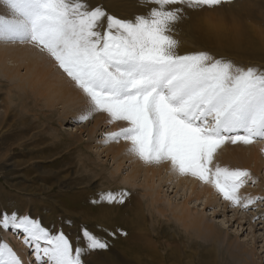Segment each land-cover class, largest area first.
Here are the masks:
<instances>
[{
	"label": "snow or ice",
	"instance_id": "6c2138e0",
	"mask_svg": "<svg viewBox=\"0 0 264 264\" xmlns=\"http://www.w3.org/2000/svg\"><path fill=\"white\" fill-rule=\"evenodd\" d=\"M231 2L117 0L122 9H148L119 17L90 0H0L7 10L0 13V38L30 42L57 63L85 97L87 107L77 122L95 113H106L109 123L127 122L107 133L106 142L129 141V152L145 164L170 162L180 175L247 208L255 201L247 197L242 203L239 192L250 172L213 165V159L227 142L264 140V69L235 65L207 51L181 55L174 36L186 10ZM128 196L106 193L99 202L123 204ZM10 228L23 235L34 260L0 242V264H84V257L109 246L87 226L74 246L63 230L52 231L29 215L0 212V230Z\"/></svg>",
	"mask_w": 264,
	"mask_h": 264
},
{
	"label": "rangeland",
	"instance_id": "374dc122",
	"mask_svg": "<svg viewBox=\"0 0 264 264\" xmlns=\"http://www.w3.org/2000/svg\"><path fill=\"white\" fill-rule=\"evenodd\" d=\"M255 1L264 11V0ZM98 2L102 3V0ZM112 2L117 5V0ZM226 9L223 12L230 20L239 19L248 24L264 26L262 16L242 15L234 18L231 16L233 13ZM142 10V14H146L145 9ZM212 10L217 14L216 8ZM133 12L134 7L110 11L119 17L129 16ZM213 51L207 50L213 57L223 58L222 54L215 55ZM223 59L247 67L246 63L236 64L232 57L224 56ZM248 66L264 69V65L255 62ZM21 73L24 74L25 70H21ZM86 107L76 102L69 108L64 104L48 108L44 98L35 95L33 89L18 91L5 80H0V212L29 215L52 231L63 230L74 246L81 236L82 226H87L105 239L109 246L84 257V264H96L91 262L92 255L104 252L110 254V262L106 264L205 263L202 258L205 259L206 249L212 243L195 237L192 231L181 226L169 208V205L173 208L183 202L187 189L178 191L176 187L174 193L167 192L166 195L164 187L159 203L152 205L145 194L143 177L134 186L122 182L133 168L129 160L124 161L116 177H111L118 163L107 153L99 154L95 146L97 142H105V147H110L112 141L106 142L103 137L119 131V127H127V122H114L118 129L114 130L106 113L94 114L83 123L77 122ZM103 121L108 123L105 125ZM96 122L100 123L98 127H94ZM90 130L96 134L91 136ZM113 143L116 145L117 141ZM222 147L217 149L213 163L216 157L222 155ZM235 168L250 172L251 179L242 188L255 195V202L247 208L233 206L216 192L217 198L210 197L211 206L207 205L204 212L223 228L229 240H238L254 248L256 254L253 260L256 264H264V162H258V165L253 163L250 169L239 165H235ZM164 175L168 181V176ZM121 191L129 193L123 204L99 202L103 194H118ZM176 191L178 196L175 199L172 196ZM195 196L191 200H195ZM93 201L97 202L93 204ZM197 208L201 210L203 207L197 205L194 209ZM139 212L142 221L138 220ZM67 221H71V224ZM6 232L17 235L11 228L0 230V242L7 243L19 254V247L11 236L5 237ZM18 234L19 237L22 235ZM142 234L144 239L140 237ZM20 241H23V236ZM79 243L84 244L82 238ZM147 245L161 258L139 250ZM211 251L217 252V260L221 259L218 248ZM30 255L34 259L31 252Z\"/></svg>",
	"mask_w": 264,
	"mask_h": 264
},
{
	"label": "bare ground",
	"instance_id": "6f19581e",
	"mask_svg": "<svg viewBox=\"0 0 264 264\" xmlns=\"http://www.w3.org/2000/svg\"><path fill=\"white\" fill-rule=\"evenodd\" d=\"M90 2L92 5H104L109 9V12L120 9L112 0H102V3H99L98 0H90ZM259 5L260 3H256L255 0H232L231 3H224L215 7L216 12L218 11L217 14L208 8L186 10L188 19H184L174 33L180 44L178 48L179 54L215 50L213 54H222L223 58L224 56L232 57L236 60V64L246 63L248 66V64L255 62L256 64L264 65V29L262 28L264 26L248 24L239 19L230 20L223 12L227 8L228 11L233 13L231 16L234 18L242 15H248L249 17L258 15L264 19V11L260 9L261 5ZM142 8L147 12L148 9L145 7H134V13L142 14ZM6 12V8L0 5V13L6 14ZM21 70H25V73L22 74ZM0 80H5L12 88L14 87L18 91L23 92L27 88L33 89L35 95L44 98L48 108L63 104L69 108L72 103L76 102L87 106L84 95L74 86L67 75L59 69L57 63L47 53L40 51L37 46L30 42L0 38ZM95 114L97 115L98 113ZM103 123L106 125L108 122L103 121ZM99 124L96 122L94 127H98ZM110 126L114 130H118L114 122ZM89 132L91 136L96 134V132L91 130ZM256 141L250 146H240V144L235 145L230 142L224 144L222 155L216 157L213 165L219 164V166L229 169H236L235 165H239L250 169L253 163L258 165V162H264V151H262L264 149V140ZM97 143L98 145L95 147L99 154L107 153V156H112L113 161L118 163L111 177H116L123 167L124 161L129 160L131 162L132 171L123 178L122 182L134 186L143 177L145 194L151 199L152 205L159 203L160 193L161 190L164 191V187H166L164 191L166 195L167 192L174 193L176 187L178 191L183 188L187 189L183 202L173 208L169 205V208L173 218L181 226L192 231L195 237L212 243L209 246L210 248L206 249L205 259L201 257L202 261L204 260L203 262H205L203 264H219V262L221 264H256L253 260L256 254L254 248L238 240H229L223 228L219 227L214 219L211 218L210 220L204 212L207 205L211 206L210 197L215 196L217 198V191L211 185L204 184L191 175H180L177 170L172 168L170 162L145 164L136 155L129 152L131 147L129 141L121 139V141L115 143L116 145H113L112 141L108 148L105 147V142ZM102 147L103 149H101ZM163 174L168 176V181ZM162 184L165 185L163 186ZM177 194L178 192L176 191L172 197L176 199ZM239 195L244 201L247 197L254 199L253 197L255 196L253 193L243 191V188L240 189ZM193 196L196 197L195 200H191ZM197 205H202L203 208L195 210L194 208ZM105 216L107 217V215ZM141 219L142 216L139 212L138 220ZM16 234L15 236L10 232H6L5 237L11 236L14 244L19 247L18 252L23 259L34 260L31 258L29 248L23 241H20L23 235L19 237V234ZM140 237L144 239L145 236L142 234ZM217 248L218 252H221L220 260H217V252L213 253L211 251V249ZM139 250L153 257H160L148 245L146 248ZM92 256L91 262L96 264L110 262V254L107 255L106 252L101 255H96L95 253Z\"/></svg>",
	"mask_w": 264,
	"mask_h": 264
}]
</instances>
